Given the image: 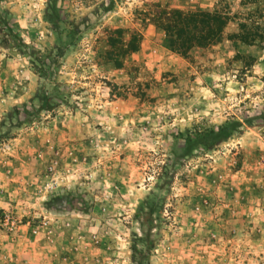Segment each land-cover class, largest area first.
Here are the masks:
<instances>
[{
	"label": "rangeland",
	"instance_id": "rangeland-1",
	"mask_svg": "<svg viewBox=\"0 0 264 264\" xmlns=\"http://www.w3.org/2000/svg\"><path fill=\"white\" fill-rule=\"evenodd\" d=\"M156 5L232 19L182 56L150 23ZM0 15L13 33L0 44V264H131L148 206L144 264H264V0H0ZM237 22L262 40L227 39ZM113 28L138 42L120 67Z\"/></svg>",
	"mask_w": 264,
	"mask_h": 264
},
{
	"label": "trees",
	"instance_id": "trees-1",
	"mask_svg": "<svg viewBox=\"0 0 264 264\" xmlns=\"http://www.w3.org/2000/svg\"><path fill=\"white\" fill-rule=\"evenodd\" d=\"M148 19L150 23L163 32L165 47L172 52L185 56L189 49L194 46L209 47L218 43L224 37V28L232 17L230 18L227 12L216 8L211 10H183L178 7L156 5ZM7 23L6 18L0 15V44L2 45H6L9 41L6 35L13 34ZM227 39L244 44H253L260 39L262 40V33L258 32L256 26H253V22L248 27L242 22H237V31L227 35ZM17 40L20 41L18 34ZM106 43L111 48L108 54L114 53L112 62L116 67L122 65V56L134 52L138 48L136 36L131 34L128 40H124L123 30L120 28L108 30ZM19 45H23L22 41ZM26 52L31 59L30 63L33 71L39 75L42 69L39 65L35 66L33 64L34 62H38V64L40 62L38 59H33V56L38 58V56L36 57L37 54L35 55L32 49H27ZM39 96L41 98L39 100L40 108L49 111L54 107V102L48 100L44 94L40 93ZM218 130H223V127H218ZM152 214L153 211L150 206L145 209L141 207L136 209L134 218L138 224L139 234L138 236L133 235L130 245L131 264H144L149 250L156 240L155 233L151 232L154 221Z\"/></svg>",
	"mask_w": 264,
	"mask_h": 264
},
{
	"label": "crops",
	"instance_id": "crops-1",
	"mask_svg": "<svg viewBox=\"0 0 264 264\" xmlns=\"http://www.w3.org/2000/svg\"><path fill=\"white\" fill-rule=\"evenodd\" d=\"M199 49H201V48H199ZM201 50H202V49H201ZM196 51H197V50H195V49H194V50L190 49V50H189V53H190V55H192V54L196 53Z\"/></svg>",
	"mask_w": 264,
	"mask_h": 264
}]
</instances>
